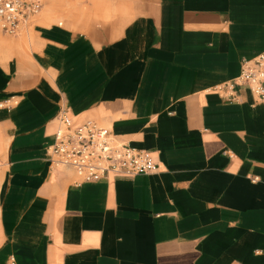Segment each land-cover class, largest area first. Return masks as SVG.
<instances>
[{"label": "crops", "instance_id": "crops-1", "mask_svg": "<svg viewBox=\"0 0 264 264\" xmlns=\"http://www.w3.org/2000/svg\"><path fill=\"white\" fill-rule=\"evenodd\" d=\"M57 7L28 51L0 39V264H264V92L216 90L264 51V0H118L83 32L51 25ZM63 115L157 172L52 169Z\"/></svg>", "mask_w": 264, "mask_h": 264}, {"label": "built area", "instance_id": "built-area-1", "mask_svg": "<svg viewBox=\"0 0 264 264\" xmlns=\"http://www.w3.org/2000/svg\"><path fill=\"white\" fill-rule=\"evenodd\" d=\"M42 7V0H0V30L17 35L29 19ZM264 51L241 61L240 72L232 80L217 85L218 93L229 100L236 86H246L258 99L263 95ZM48 163L52 169H68L77 182H93L107 174L135 176L155 173L156 162L150 153L118 141L107 128L87 121L72 128L66 116L59 118L53 142L48 147ZM5 264H14L10 260Z\"/></svg>", "mask_w": 264, "mask_h": 264}, {"label": "rangeland", "instance_id": "rangeland-1", "mask_svg": "<svg viewBox=\"0 0 264 264\" xmlns=\"http://www.w3.org/2000/svg\"><path fill=\"white\" fill-rule=\"evenodd\" d=\"M55 1L58 5L56 11L54 12V18L52 20V24H58L63 28H67L69 30H78L80 32L86 31L90 28L92 23H109L114 17L116 10L114 4L117 3L118 0H108L109 3L107 10L108 15L102 17L101 16V9L98 8V4L101 3L103 0H43V5L40 11L31 19L30 23L27 24L25 28L22 29L18 37H10L3 35L0 31V39L3 44H8V42H14L16 39L26 42V51L29 50L28 47V38L32 39L31 32L34 25L37 24V18L44 12L45 9L48 8L49 2ZM76 14L77 22L76 24H69L72 21L69 14ZM61 23V24H60ZM74 23V22H73Z\"/></svg>", "mask_w": 264, "mask_h": 264}]
</instances>
